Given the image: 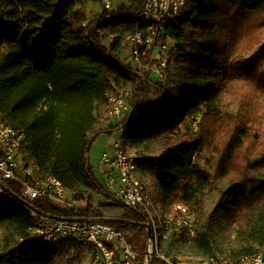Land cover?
Listing matches in <instances>:
<instances>
[{"label":"trees","instance_id":"obj_1","mask_svg":"<svg viewBox=\"0 0 264 264\" xmlns=\"http://www.w3.org/2000/svg\"><path fill=\"white\" fill-rule=\"evenodd\" d=\"M144 2L89 19L101 0H0V114L24 133L28 159L78 203L45 198L33 207L58 219L94 218L121 230L136 252L146 250L141 214L117 202L94 209L103 187L87 158L103 132L105 94L127 89L134 105L144 103L120 127L155 201L167 212L183 204L196 214V238L163 240L162 250L209 256L225 247L239 261L264 250V0H188L185 13L164 27L172 43L162 57L164 83L139 77L121 58ZM17 187L15 199L0 198V229L10 230L0 264H54L59 250L72 260L79 249L73 241L58 249L31 235ZM223 188L227 205L208 212L206 194Z\"/></svg>","mask_w":264,"mask_h":264},{"label":"built area","instance_id":"obj_2","mask_svg":"<svg viewBox=\"0 0 264 264\" xmlns=\"http://www.w3.org/2000/svg\"><path fill=\"white\" fill-rule=\"evenodd\" d=\"M125 1L101 0L100 10L117 11L129 6V0ZM187 3L188 0H145L135 31L124 37L121 54L122 61L132 66L139 77L161 83L166 81L167 62L162 57L171 49L172 43L165 35L164 27L185 13ZM112 40L109 38L107 42ZM105 96L108 119L122 123L127 115L137 113L131 91L112 89ZM200 120V116L191 119L192 129L197 130ZM119 133L120 136L111 142L112 152H104L101 158L105 186H102L101 201H95L94 209H97L96 204L117 202L141 214L148 233L143 252H136L116 227L94 218L58 219L33 207L35 202L45 198L73 206H78V203L60 180L53 175L42 174L38 165L28 159L23 152L24 133L5 121L1 114L0 198L15 199L14 186H20L18 201L25 206L32 219L31 235L50 246H56L61 241H73L80 250L89 254L85 264H153L154 261L159 264H264V250L239 261L219 254L190 259L186 256L189 253L175 256L164 252L161 247L163 240L175 237L178 241H191L196 238V214L183 204L175 205L172 212L157 204L151 182L138 167L135 155L123 139L121 127Z\"/></svg>","mask_w":264,"mask_h":264},{"label":"rangeland","instance_id":"obj_3","mask_svg":"<svg viewBox=\"0 0 264 264\" xmlns=\"http://www.w3.org/2000/svg\"><path fill=\"white\" fill-rule=\"evenodd\" d=\"M127 1V0H126ZM125 1V2H126ZM131 0H129V5H131L133 3L130 2ZM90 11L88 13V18L91 19L95 16V12H99L100 10V7H90L89 8ZM261 19H264V16L261 17ZM254 41V38H250L249 39V44L252 43ZM263 41H264V36H263ZM111 43L112 42H105V45L110 47L111 46ZM124 55H127L128 54L126 52H124ZM153 90L155 91V93L151 96V101L154 102L155 104L159 103L160 100H161V95L160 93L157 92V90L155 88H153ZM144 100H141V98H139L138 100V103H133V107L135 109H139L142 104L144 103L143 102ZM106 108H108V104L106 106ZM105 106H103L102 108H100L99 110V113H104V111L106 110ZM137 114V113H136ZM135 114V115H136ZM132 119H135V116H131L130 114L127 115L125 117L124 120H132ZM123 120V122H124ZM107 121H114V122H111V125L110 127H114V125H117V127H120L121 124L123 123H120L118 121L115 122V120H110L108 119L107 115H106V119H105V122ZM104 127L107 128V125H103ZM103 126L101 127V129L103 128ZM104 128V129H106ZM120 134H117L115 135V137H119ZM105 150V148L99 146L98 144H95L93 145V147L89 150V153L90 154V158H91V164L94 165V169H96V173H97V176L98 178H100V182H101V185L102 186H105V180L104 178L102 177L103 175L101 174V172L103 173V169H99V161L101 160V154L102 152ZM107 151L109 152H112V146L107 148ZM130 152L135 155L134 151L132 149H130ZM202 157L204 159H211L212 157V153L210 150L206 149L203 153H202ZM101 170V171H100ZM227 188H223L221 190H217V191H214V192H209L206 194L205 196V208L208 212H213L217 207L219 206H226L227 205V202H228V196L226 195V190ZM99 201H101L100 197L98 198ZM97 199V200H98ZM10 232L9 228L8 227H5V228H2L0 229V254L2 253L3 251V247H4V244H5V237L8 235V233ZM57 247V245L55 246ZM58 249H60V247H57ZM215 254H219V255H225V247H222L220 249H218V251L215 253ZM188 258L190 259H197V258H202V257H205L204 255H194V254H188L186 255ZM89 257V254L78 249V251L76 252V254L74 255L73 259L69 261V258L68 256L66 255V253L64 252H61L60 250L59 251H56L55 253V258L53 260L54 264H85L87 259Z\"/></svg>","mask_w":264,"mask_h":264},{"label":"crops","instance_id":"obj_4","mask_svg":"<svg viewBox=\"0 0 264 264\" xmlns=\"http://www.w3.org/2000/svg\"><path fill=\"white\" fill-rule=\"evenodd\" d=\"M111 122H114V121H107V122H104V124L107 125V128L103 126V128H102V131H103V132L100 134V136H99V137L94 141V143L91 145V148H92L93 145H95V144H98L99 146L105 148V150H104V151L102 152V154H101V157H102L103 153L107 151V148H109V147L112 146V145H111V142H112V140L115 138V135L120 134V133H119V127H117V125H114V127H110V126H112V125H111ZM115 122H116V121H115ZM104 124H103V125H104ZM104 128H106V129H104ZM91 148H90V149H91ZM87 158H88V164H89L90 166H92V167H95L94 165L91 164L90 154H88V157H87ZM99 169H103V173L101 172V174L103 175L102 177L104 178V173H105V171H104V168L101 167V160L99 161ZM96 171H97V170L94 169V173H95V175H96L98 181L100 182V178H98ZM100 171H101V170H100ZM100 184H101V182H100Z\"/></svg>","mask_w":264,"mask_h":264},{"label":"water","instance_id":"obj_5","mask_svg":"<svg viewBox=\"0 0 264 264\" xmlns=\"http://www.w3.org/2000/svg\"><path fill=\"white\" fill-rule=\"evenodd\" d=\"M134 116H135V118L139 116V113H138V111H137V114H136V115H134Z\"/></svg>","mask_w":264,"mask_h":264}]
</instances>
